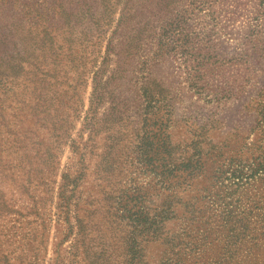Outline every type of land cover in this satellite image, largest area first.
I'll use <instances>...</instances> for the list:
<instances>
[{"label": "rangeland", "instance_id": "374dc122", "mask_svg": "<svg viewBox=\"0 0 264 264\" xmlns=\"http://www.w3.org/2000/svg\"><path fill=\"white\" fill-rule=\"evenodd\" d=\"M19 1L0 0V264H264V0H111L128 91L93 114L89 86L71 128H35L23 91L1 111Z\"/></svg>", "mask_w": 264, "mask_h": 264}, {"label": "trees", "instance_id": "16d2710c", "mask_svg": "<svg viewBox=\"0 0 264 264\" xmlns=\"http://www.w3.org/2000/svg\"><path fill=\"white\" fill-rule=\"evenodd\" d=\"M19 2V19L14 23L18 32L9 31L12 23L5 25L1 51V111H7L13 122L21 91L33 101L28 110L35 128H62L65 122V128H71L73 121L68 119L76 121L80 117L89 86V110L93 114L109 97L127 94L128 88L119 83L126 70L110 68L108 64L111 55L120 58L124 47L115 50L110 43L103 50L108 34L121 39L128 35L129 25L122 17L112 28L115 3L111 0ZM3 119L9 126L7 118ZM16 132L11 129L4 133L15 138ZM3 145L1 138V153ZM2 168H5L3 159ZM34 177H30L31 182ZM68 199L65 197V202Z\"/></svg>", "mask_w": 264, "mask_h": 264}]
</instances>
